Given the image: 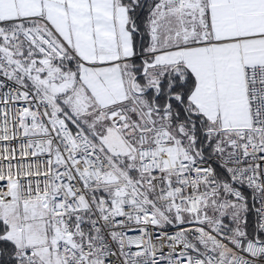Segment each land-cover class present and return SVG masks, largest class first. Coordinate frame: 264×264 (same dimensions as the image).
<instances>
[{
	"label": "snow or ice",
	"instance_id": "6c2138e0",
	"mask_svg": "<svg viewBox=\"0 0 264 264\" xmlns=\"http://www.w3.org/2000/svg\"><path fill=\"white\" fill-rule=\"evenodd\" d=\"M0 264H264V0H0Z\"/></svg>",
	"mask_w": 264,
	"mask_h": 264
}]
</instances>
